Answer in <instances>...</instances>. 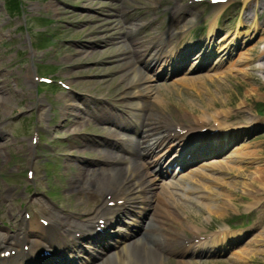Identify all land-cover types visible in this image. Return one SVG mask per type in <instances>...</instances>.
Wrapping results in <instances>:
<instances>
[{
	"label": "rangeland",
	"instance_id": "1",
	"mask_svg": "<svg viewBox=\"0 0 264 264\" xmlns=\"http://www.w3.org/2000/svg\"><path fill=\"white\" fill-rule=\"evenodd\" d=\"M120 1L124 0H116L113 5L110 0H24V13L30 14L31 17L28 25L30 30L37 24L36 18L55 20L50 32L57 38L54 46L57 51L50 48L49 52L53 56L51 59L57 60L63 68L59 78L67 86L71 84L76 96L85 97L88 101L93 100L78 94L80 92L106 98L110 102L122 100L126 92L132 91L129 86L133 80L140 85L143 92L147 91L142 84L152 78L151 74L142 68L139 69L140 76L132 73L136 62L135 47L130 41L119 42L122 39L126 40L124 35L128 34L129 27L130 30H140L138 38H141L145 45L155 44L172 29L175 32L172 36L173 44L178 45L174 51H185L191 45H197L201 40L205 41L210 29L215 27L213 31L215 33L212 32L215 37L208 44L210 53L207 56L211 58L209 64L203 71H198L199 73H191L189 76L179 74L178 78L179 75H175L170 79L162 78L151 83L147 110L151 111L159 122L168 120L183 123L196 126L197 130L203 126L201 122L204 121L196 117H200L202 111L206 110L209 113H220L227 109L226 111L236 113L237 116L232 119L223 120L228 123L223 126L235 132L238 131L234 128L236 126L254 124L251 123L253 121L251 119L264 121V73L258 68L264 66V61H254L259 57V50L264 47V33H258L253 29L260 23L264 24V0H243L240 5L230 1L220 6L190 3L193 0H126L125 6L120 8L124 10L126 16L119 21L112 22L110 19L112 17L99 16L102 12L110 13L106 7L117 6ZM256 1L259 2L258 7L252 5ZM4 2L6 0H0L1 12ZM246 5H252L253 9L247 11ZM177 6L183 10L178 12L176 17H172ZM249 15L251 17L246 19ZM16 17L20 20L22 16ZM127 21H130V24H127ZM185 21L188 22L189 30L182 32ZM42 39L43 36H37L35 39L38 49L43 48ZM261 39L263 42L258 43ZM6 44L8 42L0 38V69L13 67L8 66L11 59L17 62L14 66L24 64L20 55L21 61L12 53H7L8 58H5V53L11 49ZM83 47L87 48L86 53L80 52L83 51ZM250 59L252 62H248ZM192 62L193 60L185 62L183 66L181 63L182 72L187 71ZM49 63L52 62L49 60ZM203 63L196 71L201 70ZM44 67L45 71L53 70L50 66ZM28 75L32 76V70H24L20 80L23 91L18 98L6 106L0 105V130H3L0 131V141H4L1 142L2 146H8L6 150L10 155L8 160L0 157V175L10 172L8 164L13 156L18 154L17 148H24L27 145L28 137L22 134L21 128L26 126L30 117L29 112L35 107V94L30 89L35 87L31 86ZM55 98L59 100L56 109L61 110L65 101L61 95V99L58 96ZM37 101L45 112L50 113L44 96H39ZM119 105L123 106L121 103ZM57 115L58 126L52 122L51 128H47V134L59 133L61 146L58 156L63 158L62 162L71 164L74 156L83 158V155L70 154L68 151L71 142L80 134L73 135V138L68 136L70 132L64 131L63 127L66 125L72 129L75 119L69 117L66 121L59 112ZM222 115L223 113L221 118ZM50 117H53V114L50 113ZM209 121L212 123L210 126L217 127L214 120ZM37 123L43 124L41 126L43 128L48 124L43 117ZM251 125L245 131H240L237 144L245 145L240 151L230 153L236 146L231 145L225 151L223 159L211 165L213 168L200 169L196 176L190 174L187 177L189 180L184 183L176 181L177 188L172 189L175 195L170 199L172 206L169 207L174 209L175 217L185 218L184 228L187 235L192 234L188 232V226L200 227V231L206 234L207 229L220 230L227 223L243 228L241 233L247 232L241 236L243 240L237 241L234 247L240 248L238 249L241 252L240 256L222 255L214 259L193 260V264H264V124H256L254 127ZM88 127L86 134L88 132L95 134L94 126ZM109 130L110 128L104 130V137L110 133ZM86 136L87 140H94L93 135ZM55 151L52 152L53 155ZM95 157L98 156L94 155L91 159ZM24 158L26 166L34 162L30 156ZM63 166L65 167L64 163ZM214 166H218L216 170L221 172L217 173ZM17 171L18 167L13 166L12 174H16ZM207 176L215 180L208 183ZM21 191L22 188L9 189L0 179L1 229L4 220L11 231H16L28 203L36 202L22 201L24 206H21V203H15L18 197L13 196L14 198L9 200L15 204L12 208H7V218L12 224L6 222L1 215L5 213L4 199L9 193L16 195ZM19 210L23 212L19 213ZM239 216L240 218H236ZM175 221L180 223L179 219ZM177 229L181 230L178 225ZM228 233V238L241 234L234 232L233 229L228 230ZM176 248L179 249V246ZM159 256L164 264H178L175 259L169 258L168 253Z\"/></svg>",
	"mask_w": 264,
	"mask_h": 264
},
{
	"label": "bare ground",
	"instance_id": "2",
	"mask_svg": "<svg viewBox=\"0 0 264 264\" xmlns=\"http://www.w3.org/2000/svg\"><path fill=\"white\" fill-rule=\"evenodd\" d=\"M254 5L255 7H258L259 4L258 3H255V4H252ZM252 5H246L245 8H252ZM250 6V7H249ZM256 17V15H255ZM255 21V20H254ZM259 26H254L253 29L255 31H257L258 33L260 32H263L264 33V24H258ZM215 27H213V29H210V35L212 34V32L214 31ZM214 33V32H213ZM170 32H168L166 35L170 36L169 35ZM260 42H263V40H259L258 43ZM168 41L166 38H162V43L159 42L158 46H155L153 48H148L147 50L143 51L141 54H149V53H153V52H156V56L152 59L151 61V64L157 62L159 63L162 59L164 60L166 55H167V51H165V49H167L165 46L167 45ZM157 50V51H156ZM259 57H257L254 61H264V47L263 49L259 50ZM201 52V51H200ZM202 53H204V51H202ZM208 53V52H206ZM170 56H168L167 58H169ZM174 61L177 62V58L175 57L174 58ZM248 62H252V60L250 59ZM178 63V62H177ZM196 64L195 62L192 63V66ZM194 67V66H193ZM260 70L263 71L264 73V66H260L258 67ZM135 86V84L133 85V87ZM2 88H0V92H2ZM134 97H136L135 99L138 100L139 99V94L137 92L134 93ZM3 100H6L5 98ZM75 106L73 104H68L67 105V108H74ZM134 108L137 109V113H134L132 114L134 118L137 119L136 123L135 124H138L139 122H141V120H143V116L141 114H139V112L143 111L144 107L139 104L137 106H134ZM211 109V107H209ZM227 109H224L222 110L220 113L218 112H215V113H209L208 110L206 111H202V115L200 117H196V118H199V120H203L205 121V123H210L209 120H214V123L217 122L219 124L218 127H216V130H219L220 131H225L227 130L228 128H225L223 125H226L228 123H226L225 121H228L229 119H232L233 117L237 116L236 113H233V112H229V111H226ZM192 114H194V112H191ZM210 115H209V114ZM223 113L222 115V118H221V114ZM241 116V114H240ZM243 117V116H241ZM225 120V121H223ZM253 120L251 123H254L252 124L253 127L257 124L259 125H263L264 124V121H258V120H255V119H251ZM126 121H129V120H126ZM154 120H151L149 117H147L146 119H144L143 121V131H144V138H148V137H152L153 139H155V142L154 144L152 145V147L154 148L155 146H158L160 145L164 140L165 138L164 137H159V135H161V132L159 131V128L156 127L154 124H153ZM170 123L168 122V126L169 128L173 127L172 125H169ZM119 125V124H118ZM127 125H130L129 123H127ZM251 124H249L248 126H244V125H240V126H236L234 128H237V130L240 132V131H245L246 128H248ZM251 125V126H252ZM178 127V126H177ZM128 128V127H127ZM162 128V127H161ZM123 131V130H122ZM223 136L221 135H218L217 137L218 138H221L223 137V139H225L224 141H226L228 143L227 140H235V137L237 136V134H234V132H230L228 133L227 132H224L222 133ZM158 136V137H157ZM231 138V139H229ZM239 138V136H238ZM219 140V139H218ZM115 142H118V143H124V142H132L133 143V139L132 137L130 136V134L128 133H124V132H120L116 135V139H115ZM215 142V139L212 140V144ZM220 142L219 141H216L215 144H219ZM245 145H238L236 147H234V149H232V153L234 152H237V151H240ZM210 147V146H209ZM211 147H215V146H211ZM207 149V148H206ZM211 149V148H210ZM213 150V149H211ZM215 151V150H213ZM8 156V152L6 151V149H4V147L0 146V157H7ZM105 156L107 157V159L109 160V165H108V168H106L108 171V176L106 178V183L107 184H110L111 185V188H118L122 191V193L124 194L126 200L129 202L130 200H136V199H143L141 194H140V187L139 189L137 190V185L138 183H134L133 181H138L135 177V174H129V170H130V165H131V160H130V157L132 156L131 153L127 150H125L122 146L120 147H115L113 148V150L109 153H106ZM136 161V160H135ZM219 163V161L215 160V161H211V162H205L202 167L205 168V167H210L211 165L213 164H217ZM109 166H111L112 168H109ZM216 170L218 166H214ZM138 171V170H137ZM197 171V170H196ZM216 172H221V170H216ZM143 174L147 177L149 175H151L150 172H146ZM122 177V179H121ZM207 181L208 183H210L211 181H214L215 178L211 179V178H208L207 176ZM135 186V187H134ZM134 187V188H133ZM174 188V184H166V185H163L162 186V192H160L159 194H157L155 196L156 198V205H155V209H157L158 207H162L163 204H164V201L166 200V202L168 203L167 199H172L173 197V192H172V189ZM146 192L148 193V189H146ZM151 197V196H150ZM152 198V197H151ZM154 200H152L153 202ZM146 205V207H149L150 205H152L151 202H148V203H144ZM208 208L210 209L211 206H208ZM107 209L105 208V210L103 211L106 212ZM161 220V219H160ZM162 222V221H161ZM38 224L37 220H36V217L34 219H32L30 222L28 221H25L24 222V227H23V223L21 224V231L23 230L24 232L22 233L23 235H21V238L24 240V239H28L31 234H34L36 233L37 231L34 229L35 226L31 225V224ZM157 223V222H156ZM38 231L39 232H45L44 228L42 227H37ZM192 231V230H191ZM51 233L52 234H49L50 236L46 237L45 240H46V243L52 245L53 243H55L56 241L52 238V237H55L56 234H53L55 233V230L51 229ZM179 235H182V234H179ZM147 235H145L146 237ZM21 238H17V239H14V240H11L9 239L10 242H8V244H11L13 243L14 241V246H18V245H21V243H19L20 241L18 240H21ZM182 239L181 236H169V238L167 239H164L163 243H161L158 247H162L164 246V248H167L169 251L171 252H178L174 249V246L175 244L180 241ZM116 239H114L115 241ZM112 241V242H114ZM34 244H32L31 248L33 249H36V251L40 250V243H39V240L38 239H35ZM116 243H120L119 240H116ZM201 247V248H200ZM199 248L202 249L204 247L200 246ZM216 246H214L215 248ZM224 249H227L226 246L223 247ZM121 250L123 252V255L121 256V254H114L112 256V261H114L115 263L117 264H124L125 262L124 261H127V264H142L141 261H143V259H141L140 257L141 256H137L138 258V261L133 258V257H129L130 253L132 251H141V255L142 253H145L144 255V258L147 257L148 261L143 263V264H162V260L161 258H159V256H155V255H152L151 253H153L154 250H164L163 248L161 249H153L150 247L149 243L146 241V239H144L142 241V239H138V240H135V241H132L131 243L127 244V243H123L121 245ZM215 250V249H214ZM189 251V250H188ZM187 251V252H188ZM240 250H235L234 253L239 255L241 254V252H239ZM129 257V258H128ZM152 259V260H151ZM151 260V261H149ZM237 263H240V261H237L235 260ZM182 263V262H181ZM12 264H20L19 261H16L14 260L12 262Z\"/></svg>",
	"mask_w": 264,
	"mask_h": 264
}]
</instances>
